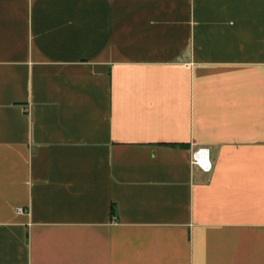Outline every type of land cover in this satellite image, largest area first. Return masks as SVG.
I'll return each mask as SVG.
<instances>
[{"label": "crops", "instance_id": "crops-1", "mask_svg": "<svg viewBox=\"0 0 264 264\" xmlns=\"http://www.w3.org/2000/svg\"><path fill=\"white\" fill-rule=\"evenodd\" d=\"M0 264H264V0H0Z\"/></svg>", "mask_w": 264, "mask_h": 264}, {"label": "built area", "instance_id": "built-area-1", "mask_svg": "<svg viewBox=\"0 0 264 264\" xmlns=\"http://www.w3.org/2000/svg\"><path fill=\"white\" fill-rule=\"evenodd\" d=\"M192 162L193 165L200 167L204 172L210 173L213 170L208 149H200L195 152ZM19 212H21V210H19Z\"/></svg>", "mask_w": 264, "mask_h": 264}]
</instances>
